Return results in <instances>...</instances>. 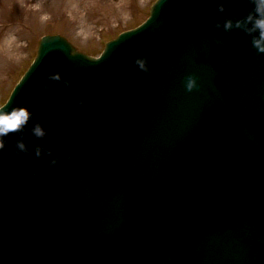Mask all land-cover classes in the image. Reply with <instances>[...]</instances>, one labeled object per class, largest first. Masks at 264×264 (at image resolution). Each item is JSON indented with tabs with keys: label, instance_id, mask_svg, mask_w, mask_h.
I'll use <instances>...</instances> for the list:
<instances>
[{
	"label": "water",
	"instance_id": "water-1",
	"mask_svg": "<svg viewBox=\"0 0 264 264\" xmlns=\"http://www.w3.org/2000/svg\"><path fill=\"white\" fill-rule=\"evenodd\" d=\"M253 9L160 0L101 59L41 40L1 111L31 119L0 137V264H264V53L213 27Z\"/></svg>",
	"mask_w": 264,
	"mask_h": 264
},
{
	"label": "rangeland",
	"instance_id": "rangeland-1",
	"mask_svg": "<svg viewBox=\"0 0 264 264\" xmlns=\"http://www.w3.org/2000/svg\"><path fill=\"white\" fill-rule=\"evenodd\" d=\"M156 0H0V105L30 66L40 39L61 34L99 56L107 41L149 16Z\"/></svg>",
	"mask_w": 264,
	"mask_h": 264
},
{
	"label": "clouds",
	"instance_id": "clouds-1",
	"mask_svg": "<svg viewBox=\"0 0 264 264\" xmlns=\"http://www.w3.org/2000/svg\"><path fill=\"white\" fill-rule=\"evenodd\" d=\"M254 5L253 11L241 19L233 20L232 18H226L222 23L215 22L213 27L215 29L223 28L225 31H232L233 29H240L251 37L252 46L258 53H264V0H252ZM219 11L224 12L225 8L223 4H220ZM136 64L141 71H149V65L147 57H138ZM52 81L61 80L60 74H53L49 77ZM65 87H70L71 82L63 80ZM185 87L188 91H192L198 87V77L195 74H190L185 77ZM46 90L49 85H45ZM78 104H83V100H78ZM31 119L30 112L25 108L14 107L10 111L0 112V137H5L13 133L20 132L25 126L28 125ZM32 135L38 139H42L46 135V130L41 124L36 123L31 129ZM4 147L0 142V150ZM17 154L30 151L26 142L21 138L16 141ZM45 148L43 145H37L35 148V154L37 157L44 155ZM49 157H52V150L47 149ZM58 157H53L49 160V164L55 165L58 163Z\"/></svg>",
	"mask_w": 264,
	"mask_h": 264
}]
</instances>
